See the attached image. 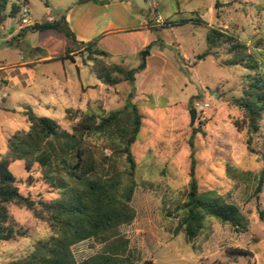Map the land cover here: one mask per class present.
<instances>
[{
	"label": "rangeland",
	"instance_id": "rangeland-1",
	"mask_svg": "<svg viewBox=\"0 0 264 264\" xmlns=\"http://www.w3.org/2000/svg\"><path fill=\"white\" fill-rule=\"evenodd\" d=\"M103 1L109 5L114 0ZM122 1L124 5H120ZM77 2L10 0L7 13L17 4L29 10L33 21L48 20V12L54 19H60ZM115 3L118 5L101 9L90 18L98 30L106 29L110 22L133 29L142 19L149 21L155 41L145 70L136 76L134 83L114 86L103 84L97 77L96 71L103 66L134 69L143 64L141 54L133 56L140 43L134 32L121 38L110 37L124 48L125 58L115 53L109 58L93 59L92 54L81 50L70 55L73 60L37 65L45 91L29 87L22 92L9 87L5 94L7 102H0L1 108L17 111L8 112L0 120L3 126L0 160L7 154L8 139L29 129L26 118L18 113L21 104L31 107L40 117L55 120L61 133L69 134H73L87 112L96 115L100 123L101 117L135 105L142 116L140 133L131 147L137 165V186L130 203L135 219L118 228L113 243L87 240L75 245L72 252L76 261L99 254L110 244L127 243L135 264H264V184L262 191H257L264 171V116L259 131L250 132L244 112L234 101L242 97L251 73L241 65L229 64L233 55L231 43L225 38L221 37L216 47H211L207 40L214 28L246 45L248 53L260 60L264 52V0H115ZM9 20L19 26L20 13ZM183 20L188 22L180 24ZM21 46L20 53L27 61L54 59L64 55L67 40L57 31L36 32L26 37ZM3 49L0 47V67L9 69L20 53ZM40 100L50 106H39ZM201 103L210 107L197 111L195 124L191 126L190 111ZM54 143L63 148L65 140L61 136ZM81 146L90 150L96 172L101 176H113L128 168L119 144L84 134ZM192 152L199 192L216 191L236 205L246 219L245 232L211 219L194 241H188L183 233L176 234L181 215L175 209L186 201L189 193ZM61 160L67 169H63ZM76 162L75 153L68 152L62 159L54 160L49 169L35 164L28 172L24 162L17 161L11 165V172L20 193L30 196L40 210L42 204L60 197L51 180L55 186L60 182L74 184L70 174ZM8 209L15 228L25 231L26 236L0 241V264L28 256L39 241L52 235L49 223L36 218L34 210L14 203Z\"/></svg>",
	"mask_w": 264,
	"mask_h": 264
},
{
	"label": "trees",
	"instance_id": "trees-1",
	"mask_svg": "<svg viewBox=\"0 0 264 264\" xmlns=\"http://www.w3.org/2000/svg\"><path fill=\"white\" fill-rule=\"evenodd\" d=\"M9 2L10 0H0V27L7 18H16L22 10L20 6L13 4L10 13L7 14ZM88 2L101 5L107 3L103 0H78L79 4ZM215 9H218V2ZM187 22L183 20L180 24ZM45 31L60 32L67 40L64 55L56 60H73L70 55L81 50L92 54L93 59L111 57L109 53L98 48V40L88 43L77 41L65 16L54 21L36 22L33 26L22 29L4 45L18 47L28 33ZM221 37L231 43L233 56L229 64L241 65L251 73L247 77L242 97L235 100L234 105L244 112L249 131L258 132L264 116V52L259 60L248 53L246 45L230 36H224L214 28L210 29L208 34V44L216 47ZM152 45L146 48L147 52ZM145 68L143 64L134 69H126L122 65L110 68L103 66L96 73L103 84L114 86L121 82L134 83L136 76ZM115 74L117 77H114ZM23 114L29 129L18 131L8 139L7 154L0 160V241L7 242L26 236L25 231L15 228L9 214L8 205L13 203L34 210L36 218L49 223L52 235L45 241H39L28 256L8 264H135L127 243L110 244L105 251L82 262L76 261L72 248L87 240L112 242L118 228L131 224L135 219V211L130 203L137 186L135 182L137 165L131 147L136 142L142 125V116L138 108L130 105L129 109L111 112L108 116L101 117L100 123L96 115L87 112L81 122L74 127L73 134L61 133L60 126L55 120L38 116L30 107H26ZM67 114L70 115L71 110H68ZM84 134L99 136L106 142L119 144L128 164L127 170L109 177L99 175L90 150L81 146ZM61 136L65 140L63 148L54 143V140ZM68 152L75 153L77 158L70 174L74 184L68 186L60 182L55 186V182L51 180L50 183L59 190L60 197L42 204V209L37 210L35 201L30 196L20 193L11 172V165L23 161L28 172L35 164L43 169H49L54 160L62 159ZM60 164L63 165V169H67L64 160H61ZM195 165L192 152L189 193L186 201L175 209L181 215L176 234L183 233L188 241H194L206 229L211 219L245 232L247 222L236 205L216 191L199 192ZM263 184L264 171L259 177L258 192L262 191Z\"/></svg>",
	"mask_w": 264,
	"mask_h": 264
},
{
	"label": "crops",
	"instance_id": "crops-1",
	"mask_svg": "<svg viewBox=\"0 0 264 264\" xmlns=\"http://www.w3.org/2000/svg\"><path fill=\"white\" fill-rule=\"evenodd\" d=\"M124 4L125 3L123 1L120 3V5H124ZM113 5H118L117 3H115V0L109 5H100L93 2L79 4L77 2L75 5L70 7V9L66 12L64 16L66 17V21L70 29L74 32L77 41L88 43L94 40H98V48L109 53L111 56L114 55L115 53L121 57H124L125 55L123 53L124 48L119 47L120 43L110 37L115 36L117 38H121L124 37V35L132 34L133 32L138 34V36L140 37L139 47H135V49L133 50L134 53L133 56L138 57L139 54L146 51V48L155 41V39L153 38V31L148 26L149 21H147L146 19H142L141 23L133 27V29H127V27L125 26L117 27L112 22H110L107 25L106 29L98 30L96 29V24L90 18L93 14L96 15L97 13H99L101 9L109 10L111 7H113ZM50 15L51 13L48 12V16H49L48 20H44V21L58 20V19H54ZM36 22L40 23L42 21H33V24ZM24 28L26 27H22L20 25L14 26L13 24H11L10 20L8 21L7 18L4 24L0 27V47H4V49L11 48L13 51L15 50L14 53H20L21 51L20 49L22 47L21 46L22 41L32 33H28L25 36V38L20 42L18 47H6L4 44L5 42L10 41L13 37L18 35L19 32ZM116 47H119V49H116ZM38 50L39 47L36 48V51ZM55 60L56 58L52 59L47 57V58L27 61L24 59V55L20 53L18 54L11 68L6 69L1 66L0 67V102L2 104L7 102L8 99L5 96V94L7 93V89L9 87H11L12 89H19L22 92H25L29 87H35V88L38 87L41 89V91H45L46 87L39 80L38 69L36 66L39 64L49 63ZM19 106L21 107L20 110H18V113L24 116L23 111L26 107H28V105L21 104ZM39 106L49 107L50 104L40 100ZM8 112L16 113L17 111L0 107V120ZM2 128L3 126L0 121V132Z\"/></svg>",
	"mask_w": 264,
	"mask_h": 264
},
{
	"label": "built area",
	"instance_id": "built-area-1",
	"mask_svg": "<svg viewBox=\"0 0 264 264\" xmlns=\"http://www.w3.org/2000/svg\"><path fill=\"white\" fill-rule=\"evenodd\" d=\"M33 21L30 17V12L27 8H23L20 12V26L22 27H30L33 26ZM208 103H201L196 106V110L198 112L206 111L209 108Z\"/></svg>",
	"mask_w": 264,
	"mask_h": 264
},
{
	"label": "water",
	"instance_id": "water-1",
	"mask_svg": "<svg viewBox=\"0 0 264 264\" xmlns=\"http://www.w3.org/2000/svg\"><path fill=\"white\" fill-rule=\"evenodd\" d=\"M149 56V52L145 51L142 53V60H143V65L145 66L146 62H147V57ZM197 118V110L196 109H192L190 111V120H191V126H194L195 121Z\"/></svg>",
	"mask_w": 264,
	"mask_h": 264
}]
</instances>
